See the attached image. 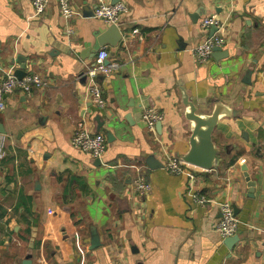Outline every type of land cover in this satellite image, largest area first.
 Masks as SVG:
<instances>
[{
    "label": "crops",
    "instance_id": "1",
    "mask_svg": "<svg viewBox=\"0 0 264 264\" xmlns=\"http://www.w3.org/2000/svg\"><path fill=\"white\" fill-rule=\"evenodd\" d=\"M100 1L71 0L65 19L57 0L40 15L31 0H0V80L26 58V74L48 83L5 95L0 112V264H264V0H119L129 6L122 40L97 48L111 25L94 15ZM211 15L227 21L229 56L200 62L192 48L211 33L201 26ZM101 48L118 63L99 78L102 110L85 97L84 75ZM181 86L204 111L218 99L237 111L213 132L217 165L191 164L193 178L165 168L190 146ZM147 106L164 114L155 131L141 120ZM82 118L106 137L101 164L71 143ZM223 200L241 220L233 249L213 229Z\"/></svg>",
    "mask_w": 264,
    "mask_h": 264
},
{
    "label": "built area",
    "instance_id": "2",
    "mask_svg": "<svg viewBox=\"0 0 264 264\" xmlns=\"http://www.w3.org/2000/svg\"><path fill=\"white\" fill-rule=\"evenodd\" d=\"M35 15L44 13L47 7V0H31ZM62 16L65 19H70L75 10L71 4V0H57ZM129 6L122 1L113 2L111 0H101L95 7L94 15L97 19H101L109 24H118L120 18L128 13ZM227 21L221 19L217 15L205 17L201 26L210 30L212 26L217 29L209 33L198 45L192 48L193 56L200 62L207 61L214 51L215 47H221L225 43V36L223 29L226 27ZM134 34L139 32V29H133ZM109 52L106 48H101L94 59L91 66L87 67L84 75L87 79L85 97L89 99L92 104L102 110L107 106V101L104 96L102 85L99 81L100 76H110L118 66V63H108L107 59ZM48 86L47 81L38 73L25 74L23 77H18L15 74L13 67L4 70L3 78L0 80V112L6 109L5 95L11 94L15 91H20L26 94H32L36 88H45ZM164 114L154 106H147L141 114V120L147 127L155 131L156 124L161 122ZM72 145L84 152L91 154L93 157L101 158L107 149L106 137L102 133L92 132L85 118L78 122L76 130L72 136ZM6 154L4 140L0 143V158ZM192 167L176 155H167L165 168L170 173L188 174L193 178L192 172L189 168ZM135 189L140 193L146 194L152 189V185L147 182L142 176H139L134 182ZM192 197L200 204L210 202L205 195L199 193L192 194ZM220 209V218L214 223L213 229L221 235L222 238H227L238 233L241 220L235 213L234 206L231 201L223 200L217 202Z\"/></svg>",
    "mask_w": 264,
    "mask_h": 264
},
{
    "label": "water",
    "instance_id": "3",
    "mask_svg": "<svg viewBox=\"0 0 264 264\" xmlns=\"http://www.w3.org/2000/svg\"><path fill=\"white\" fill-rule=\"evenodd\" d=\"M119 1V0H117ZM116 1V2H117ZM115 2V1H114ZM217 29L216 26L211 27V33ZM99 35L97 39V48H100L104 44L117 45L122 40V31L118 24H111L106 29H99ZM226 51H223L221 47H215L212 56L216 59H226L228 54L221 56ZM21 59H19L20 61ZM23 64L20 69L15 70V74L18 77H23L26 74L27 59L24 58ZM252 70L248 69L244 81L251 84ZM182 91V103L184 105V117L189 122L190 126V137H189V150L181 156V159L187 163L193 164L205 170H212L215 168L218 162V156L222 152L219 145L213 140V132L218 125L219 121L223 118L231 115H236L237 111H234L229 105L218 100L213 101L210 107V111H204L198 103H196L190 96L189 92L181 86ZM102 117V116H101ZM105 121H102L99 126L98 132L101 131ZM161 125V122H160ZM111 137V132L104 129ZM0 132H5L4 129L0 128ZM98 164H101V160L97 159ZM150 163V160H148ZM153 165L152 163L150 164ZM160 166H163L160 164ZM246 169V167H244ZM235 208V206H234ZM236 209V208H235ZM237 214V210H235ZM93 240L92 248H96L101 245L99 241V231L95 226H92ZM240 236L235 234L233 236L225 238V244L229 249H233L235 244L240 241ZM32 260L27 258L23 261V264H31Z\"/></svg>",
    "mask_w": 264,
    "mask_h": 264
}]
</instances>
